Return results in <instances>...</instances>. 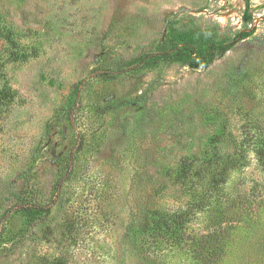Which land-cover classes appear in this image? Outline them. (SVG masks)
I'll return each instance as SVG.
<instances>
[{
	"label": "rangeland",
	"instance_id": "374dc122",
	"mask_svg": "<svg viewBox=\"0 0 264 264\" xmlns=\"http://www.w3.org/2000/svg\"><path fill=\"white\" fill-rule=\"evenodd\" d=\"M250 4L253 23L243 0H0V89L14 92L0 100V264H159L129 249L127 225L142 206L178 208L186 201L174 171L182 159L232 150L229 135L264 116V0ZM254 25L203 63L209 45ZM246 70L254 101L230 89ZM108 95L121 105L100 117L94 106L107 107ZM106 129L88 158L89 181L70 182L64 202L36 212L43 221L31 226L17 204L55 200L57 156L79 131ZM220 133L223 142L214 139ZM236 174L249 189L262 178L255 159ZM237 256L220 264L250 261Z\"/></svg>",
	"mask_w": 264,
	"mask_h": 264
},
{
	"label": "trees",
	"instance_id": "16d2710c",
	"mask_svg": "<svg viewBox=\"0 0 264 264\" xmlns=\"http://www.w3.org/2000/svg\"><path fill=\"white\" fill-rule=\"evenodd\" d=\"M243 18L247 23L254 21L248 9L244 11ZM251 33L243 29L231 42L209 45L208 51L203 55L206 59L203 63L212 64L231 50L238 39H245ZM164 59L172 58L165 54ZM185 61L191 67L201 65L195 64L192 57L185 58ZM126 69L128 68L120 71L124 72ZM252 80L247 70L232 76L230 89L236 100L242 101L244 95L252 101L256 99L255 86L253 83L249 85ZM261 84L264 94V78ZM5 98H14L11 88L0 89V100ZM261 101L264 102V97ZM107 103V107L99 104L94 106L97 112L100 111L99 116L101 111L105 113L116 110L121 105L113 95H108ZM75 105L76 103L72 104L69 114L72 121V109ZM252 119L248 122L250 129L240 135H229L235 143L232 150L226 151L220 147L212 152H201L202 158L193 152L189 158L186 156L182 159L174 171L186 201L178 208L160 204L142 206L136 219L124 231V240L131 251L152 261L159 259V264H220L232 253L250 260H240V263L264 264V116ZM86 135V131H79L69 153L57 156L56 167L62 175L57 183L55 200L46 204L25 201L14 208L17 212L27 214V221L31 226H37L43 221L34 218L36 212L45 210L50 213L60 199L61 203L64 202V192L70 182L79 178L90 179L88 174L92 168L88 158L100 151V141L107 137V129L87 137ZM222 136L224 135L221 133L217 134L214 139L223 142L225 138ZM89 137L94 142L98 138L99 143L92 145ZM253 159L262 178L249 189L236 173L249 167ZM195 222L203 223V228L194 229ZM238 237L248 244L237 245Z\"/></svg>",
	"mask_w": 264,
	"mask_h": 264
},
{
	"label": "flooded vegetation",
	"instance_id": "af4514ba",
	"mask_svg": "<svg viewBox=\"0 0 264 264\" xmlns=\"http://www.w3.org/2000/svg\"><path fill=\"white\" fill-rule=\"evenodd\" d=\"M255 0H243V2H246V5H245V10L244 11H246L247 9L249 10V12H251V4H250V2H254ZM243 14H244V12H243ZM255 20V19H254ZM245 29H247V28H245Z\"/></svg>",
	"mask_w": 264,
	"mask_h": 264
},
{
	"label": "water",
	"instance_id": "95a60500",
	"mask_svg": "<svg viewBox=\"0 0 264 264\" xmlns=\"http://www.w3.org/2000/svg\"><path fill=\"white\" fill-rule=\"evenodd\" d=\"M259 21V18L257 19V22ZM255 29V25L253 26V28H247L245 29L247 32H250L251 30Z\"/></svg>",
	"mask_w": 264,
	"mask_h": 264
}]
</instances>
